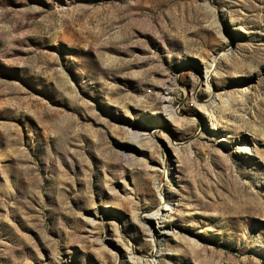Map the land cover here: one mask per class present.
<instances>
[{"label": "rangeland", "instance_id": "rangeland-1", "mask_svg": "<svg viewBox=\"0 0 264 264\" xmlns=\"http://www.w3.org/2000/svg\"><path fill=\"white\" fill-rule=\"evenodd\" d=\"M0 264H264V0H0Z\"/></svg>", "mask_w": 264, "mask_h": 264}, {"label": "bare ground", "instance_id": "bare-ground-1", "mask_svg": "<svg viewBox=\"0 0 264 264\" xmlns=\"http://www.w3.org/2000/svg\"><path fill=\"white\" fill-rule=\"evenodd\" d=\"M223 57H224V55H218L217 54L211 59V61L209 63V67H208V69H206L205 80L202 82V85L206 89H209V81H208L209 76H211L212 74H215L216 66L219 63L220 59H222ZM240 90H243V86H240ZM243 93H244L243 91L242 92L240 91V94H243ZM215 99H217V97L213 96L210 99L209 103L213 104V102H215ZM232 100L235 101L236 98H233ZM164 102H167V100H164ZM164 106L167 107L168 109L170 108V106L168 104H166ZM171 110L168 112V114H172L171 117H172V120L174 121L175 112L174 111L171 112ZM151 127H154V126H151ZM150 131H151V129H150ZM246 150H247L246 154H249L250 152H249V149H248L247 146H246ZM157 188H158L159 197L163 201V204L162 205H158L151 213L146 214L144 216V218L149 220V221L155 222V224L159 226V221L165 220L168 217V215L173 211V208H172V206H170L167 203V201H165V193H164V191L160 187H157ZM164 232L165 231L163 230V231L159 232L158 235H161ZM152 238H153V241L156 243L157 253H159L161 251L160 238H159V236H157L155 234L152 235Z\"/></svg>", "mask_w": 264, "mask_h": 264}]
</instances>
